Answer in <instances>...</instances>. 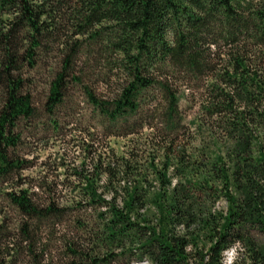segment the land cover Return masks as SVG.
<instances>
[{
  "label": "trees",
  "instance_id": "obj_1",
  "mask_svg": "<svg viewBox=\"0 0 264 264\" xmlns=\"http://www.w3.org/2000/svg\"><path fill=\"white\" fill-rule=\"evenodd\" d=\"M41 69L46 78L36 80ZM182 86L201 91L200 108L222 134L201 160L181 144ZM74 88L108 135L148 128L169 143L163 166L136 161L135 169L122 156V173L136 183L121 205L83 176L86 202L103 210L96 228L80 223L83 238L64 239L56 261L35 232L67 206L39 204L24 188L4 192L22 218L14 237L0 222V264H119L126 254L191 264L192 253L197 264H225L236 242L246 264H264V0H0L1 181L26 167L16 154L25 130L42 120L57 127ZM149 175L160 183L152 194ZM210 183L225 210L206 207Z\"/></svg>",
  "mask_w": 264,
  "mask_h": 264
},
{
  "label": "rangeland",
  "instance_id": "obj_2",
  "mask_svg": "<svg viewBox=\"0 0 264 264\" xmlns=\"http://www.w3.org/2000/svg\"><path fill=\"white\" fill-rule=\"evenodd\" d=\"M39 71L36 80L45 79L44 70ZM38 88H40L39 83ZM37 90L39 92V89ZM200 93L201 91H191L183 86L178 90L179 105L185 125L180 134L181 144L185 147L187 154L195 152L197 160L203 157L201 151H204L209 144L212 145V136L222 140L219 125L214 117L208 116L200 108V102L205 99V96ZM71 95L68 105L58 113L57 127L46 128L48 123L42 120L40 123L33 122L25 130L16 154L24 160L26 167L12 179L0 180V222L4 221L12 237L18 234L17 225L22 217L9 203L4 192L24 188L32 193L39 204L52 201L59 207L67 206L62 218L50 221L51 224L42 225L35 232V237L47 252L45 256L53 258V261L62 256L64 239L83 238V232L78 227L80 223L88 228H96L99 218L97 213L103 210L93 203L86 202L82 190L85 185L83 176L95 178L98 193L103 194L105 199L115 195L117 204L121 205L124 187H130L136 183L135 175L122 173L119 165L121 157H131L135 169L136 161L144 167L149 160L161 169L163 148L169 144L152 136L148 128H144L138 134L108 135L107 131L98 124L82 92L74 88ZM211 149L212 147L209 148ZM107 167L113 170V176L105 173ZM96 170L101 171L98 177L95 175ZM172 174L171 167L168 170V177L172 184H175L177 178H173ZM149 176L152 179L153 189L148 194H152L158 189L160 183L153 175ZM209 186L211 187L205 203L206 207L211 211L225 210V197L219 193L215 183H210ZM201 191L198 190L197 195L202 201L203 192ZM150 208H153L152 205ZM150 214H153V209L150 210ZM176 231L183 230L181 227H176ZM254 237L263 240V236L259 233H254ZM228 249L222 253L225 264ZM237 252V259L232 264H246L245 251L237 249ZM192 255L191 264H197L193 253ZM119 264L151 263L145 259H136V256L132 254H126L119 259Z\"/></svg>",
  "mask_w": 264,
  "mask_h": 264
},
{
  "label": "clouds",
  "instance_id": "obj_3",
  "mask_svg": "<svg viewBox=\"0 0 264 264\" xmlns=\"http://www.w3.org/2000/svg\"><path fill=\"white\" fill-rule=\"evenodd\" d=\"M237 249L243 251L239 242H236L230 249L227 251V261L226 264H232V262L237 259L238 252Z\"/></svg>",
  "mask_w": 264,
  "mask_h": 264
}]
</instances>
